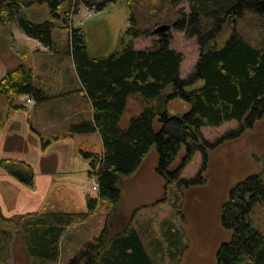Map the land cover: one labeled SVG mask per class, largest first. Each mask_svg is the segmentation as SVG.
<instances>
[{
    "label": "trees",
    "instance_id": "obj_1",
    "mask_svg": "<svg viewBox=\"0 0 264 264\" xmlns=\"http://www.w3.org/2000/svg\"><path fill=\"white\" fill-rule=\"evenodd\" d=\"M116 1L0 0V27L16 22L24 35L49 51L56 49L57 24L61 23V28L68 31L67 53L73 59L82 92L91 104L92 117L71 124L68 132L56 140L98 133L103 146L100 154L80 150V156L89 164V178L94 179L99 193L98 199L87 196L86 212L29 213L28 222L22 221L25 250L33 264L59 263L61 241L67 228L87 221L98 205L110 204V221L119 212L121 178L136 174L153 147L159 155L157 174L168 183L183 182L182 171L193 155L204 146L213 147L203 138L202 128L237 121L240 129L233 132L237 137L264 117V44L253 46L235 32L224 46L217 45L218 35L233 19L247 13L264 16V0H189V14L176 24L189 37H196L199 45L194 72L187 80L181 78L182 53L169 47L164 38H158L154 47L135 48L134 40L148 33L138 28L135 11L129 16L130 26L112 53L90 55L85 32L72 25V16L78 14L81 6L102 12ZM23 5H47L49 19L32 22ZM35 79L32 68L21 63L0 79V96L25 95L36 104L48 102L51 96ZM199 81L200 87L187 89ZM169 86L173 87L172 92L165 99L163 94ZM133 96L143 100V108L123 129L121 121ZM167 99L182 100L191 108L184 114L171 115ZM156 100L158 103L153 105ZM24 108L13 105L16 111ZM156 123L160 126L158 130ZM182 149L185 155L179 167L171 170ZM0 165L23 186L33 187L35 174L30 165L18 166L9 159H3ZM190 183L201 186L200 179ZM257 204L264 205L262 176H251L232 188L221 209V225L231 233V238L218 249L216 264H264V234L251 220ZM0 216L5 219L1 209ZM107 226L67 264H159L166 254L176 257L178 250L172 248L177 249L180 232L175 228L172 233L168 227L164 231L169 250L164 252L159 241L157 249L150 253L132 225L127 224L121 233L110 238ZM2 232L7 239L14 238V233ZM4 248L0 244V259H6L2 256Z\"/></svg>",
    "mask_w": 264,
    "mask_h": 264
},
{
    "label": "rangeland",
    "instance_id": "obj_2",
    "mask_svg": "<svg viewBox=\"0 0 264 264\" xmlns=\"http://www.w3.org/2000/svg\"><path fill=\"white\" fill-rule=\"evenodd\" d=\"M23 8L28 19L34 23L49 19L47 5H23ZM133 11L138 16V28L148 30L147 34L134 40L135 48L154 47L158 38H164L169 47L182 53L181 78L187 80L194 72L200 54L199 45L196 37H189L176 24L189 14V0H117L108 4L102 12L81 6L78 14L72 16V25L85 32L91 56L109 55L119 46L121 37L130 26L129 16ZM163 25H169L170 30L160 36L152 34ZM61 26L58 23L54 31L55 52L44 51L40 43L21 32L16 22L0 27V79L11 69L25 63L32 68L35 82L41 86L52 85L56 97L50 104L28 105L25 95L0 96V163L3 159L14 161L18 166L24 163L30 165L35 174L33 187H25L0 165V209L5 218L0 216V244L5 246L2 256L13 258L11 264H33L21 234V223L28 222L29 213L86 212L87 196L99 198L98 191L93 189L95 181L88 175L89 164L80 156V150L100 154L103 151L102 143L94 135L85 142L79 136L58 141L57 144H53L52 140L47 141L50 126L55 123L50 116L53 111L59 109L61 114L72 112L76 101L82 100L84 95L73 59L67 53L69 33ZM235 32L248 39L253 46L263 45L264 16L247 13L242 18L233 19L218 35L217 45L224 46ZM49 66L51 70L47 73ZM201 85L199 81L187 89ZM172 88L169 86L164 92L165 99ZM143 103L139 96L129 98L121 121L123 129L128 127L132 117L141 113ZM157 103L156 100L153 105ZM13 105L25 108L16 111ZM190 108L182 100L167 99V109L171 115L184 114ZM64 122L75 123L72 119H64ZM33 127L46 128L44 142L38 139ZM159 127L156 123L155 128L158 130ZM239 129L240 123L237 121L220 127L202 128L203 138L213 147L204 146L193 155L182 171L183 182L176 180L168 183L157 174L159 155L156 147H153L136 174L121 178L119 212L109 221L110 204L98 205L86 223L77 224L72 229L66 245L73 238L84 236L88 240L92 237L91 241L95 240L107 223L108 238L121 233L123 227L130 224L139 231L150 253L157 249L159 241L164 252H167L169 246L164 231L168 227L170 233L172 228L180 232L179 245L177 249L172 248L178 251L173 258L164 255L159 264H216L218 249L231 238V233L221 225L223 204L238 183L251 176L264 178V117L252 129L236 137L233 132L237 133ZM67 132L64 127L55 138H61ZM50 141L49 145H44ZM184 155L185 149H182L171 170L179 167ZM199 179L201 186L190 183ZM251 220L264 234L263 204L255 205ZM2 231L14 233V238L7 239ZM71 259L63 258L57 264H67Z\"/></svg>",
    "mask_w": 264,
    "mask_h": 264
},
{
    "label": "crops",
    "instance_id": "obj_3",
    "mask_svg": "<svg viewBox=\"0 0 264 264\" xmlns=\"http://www.w3.org/2000/svg\"><path fill=\"white\" fill-rule=\"evenodd\" d=\"M40 69L43 70V67L41 66ZM50 70H51V67L49 66L47 73L50 72ZM41 87L44 89V91L46 93H48L51 96V99L47 103L48 104L52 103L56 99L54 92H53L54 89L52 88V85L43 84V86H41ZM63 91H64V89H63ZM83 94H84V92H83ZM27 99L25 100L26 104H27ZM50 116L53 118L55 123H53V125L50 126V129H49L50 135H49V137H47V141L52 140V141H54L53 144H57L58 140H56L55 137L60 134V130L63 129L64 127H66V130L68 131V129L71 125V124H68V122H64V119H67V121H70L72 119L73 122H76V121H80L83 119L91 118L92 117L91 104L88 103V101L85 97V94H84L82 96V100L79 99L74 104V109L72 112H67L66 114H61L59 112V109H57V110H54ZM33 130H34L35 134H37V137H38V139H40V141L44 140V138H45L44 133H46L45 131H47L45 127L42 129L41 128L36 129V127H33ZM30 132H32V131L30 130ZM91 135H94V137L100 143H102L101 138H100L98 133L88 134V135H77L74 138L79 136L81 139H83L82 142H85L84 140H87L88 137ZM52 138H54V139H52ZM96 139H94V140H96ZM88 141H91V140H88ZM50 143H51V141L45 143L44 145H49ZM84 223H86V222L80 223L79 225L84 224ZM76 225L68 227L66 232H65V235L61 241V260L60 261H62L63 258H67V259L73 258L76 255V253H78L87 242H89L93 239V237H92L90 240H88V238L86 236H84L83 238H73V241H68V246H67L66 245L67 244V238L69 237L70 232L72 231V229ZM23 240H24V238H23ZM11 259H13V258H8L6 256V259H0V264H11V262H12Z\"/></svg>",
    "mask_w": 264,
    "mask_h": 264
},
{
    "label": "water",
    "instance_id": "obj_4",
    "mask_svg": "<svg viewBox=\"0 0 264 264\" xmlns=\"http://www.w3.org/2000/svg\"><path fill=\"white\" fill-rule=\"evenodd\" d=\"M168 30H170V26L169 25H163V26H159L157 29H155L152 32V34L160 36L161 34L165 33Z\"/></svg>",
    "mask_w": 264,
    "mask_h": 264
},
{
    "label": "built area",
    "instance_id": "obj_5",
    "mask_svg": "<svg viewBox=\"0 0 264 264\" xmlns=\"http://www.w3.org/2000/svg\"><path fill=\"white\" fill-rule=\"evenodd\" d=\"M43 47V46H42ZM44 48V47H43ZM45 49H47V48H44V51H45ZM48 50V49H47ZM27 103L29 104V105H34L35 104V102H34V100H32V99H28L27 100ZM93 189L95 190V191H97V185H96V183H94V187H93Z\"/></svg>",
    "mask_w": 264,
    "mask_h": 264
}]
</instances>
